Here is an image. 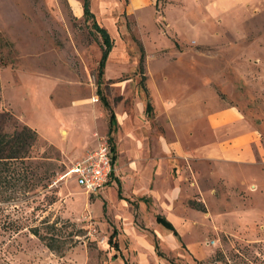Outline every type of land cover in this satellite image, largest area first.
Here are the masks:
<instances>
[{"label":"rangeland","instance_id":"obj_1","mask_svg":"<svg viewBox=\"0 0 264 264\" xmlns=\"http://www.w3.org/2000/svg\"><path fill=\"white\" fill-rule=\"evenodd\" d=\"M85 1L92 14L83 9ZM127 1L0 0V38L6 41L0 46L5 59L0 65V110L8 117L4 128L15 121L36 130L24 175L18 174L23 165L16 160L14 184L0 186V264H118L107 242L114 216L102 206L98 210V193H86L67 171L101 137L114 140L99 95L113 111L121 107L130 117L139 109L141 128L157 129L152 106L144 109V101L152 103V96L143 91L142 82L148 52H153L148 67L156 71L161 64L154 59L153 47L142 51L143 44H155L160 54L168 52L170 63L162 65L166 83L189 91L204 88L207 106L218 95L233 101L260 143L251 161H222L224 188L212 181L216 187L208 208L202 206L195 217L177 223L183 245L165 251L159 243L160 255H127V260L243 264L248 253L256 252L253 242L264 246V0L222 10L218 24L211 3L205 6L209 0H181L178 8L168 5L167 20L162 0H153L151 14L147 6L130 10ZM103 52L104 73L98 85L96 64ZM163 84L158 82V87ZM211 120L193 121V135L203 125L211 134ZM233 123L242 128L245 124L243 119ZM76 130L90 139L82 145L70 143ZM133 197L127 196L128 206L136 209ZM190 200L184 196L182 203ZM41 219L55 221L39 229L54 234L60 249L50 250L28 230Z\"/></svg>","mask_w":264,"mask_h":264},{"label":"crops","instance_id":"obj_2","mask_svg":"<svg viewBox=\"0 0 264 264\" xmlns=\"http://www.w3.org/2000/svg\"><path fill=\"white\" fill-rule=\"evenodd\" d=\"M162 1L163 16L166 20L168 15L165 12L168 5L172 8L183 6L181 0L180 4L176 0ZM223 1L226 0H209L205 5L209 7V2L211 3L212 17L216 24L220 22L222 10L232 8L234 5H246L245 2L248 0H235L227 5H224ZM152 2L153 0H128L127 7L137 11L147 6L151 14ZM214 7L216 10H213ZM238 22L240 24L241 19ZM150 46L153 47L156 53L154 59L161 64V68L154 71L148 67L149 57L153 53L148 52L144 61L146 83L142 82L143 71L140 72V82L143 91L149 92L152 96V103L147 98L144 101V109L149 111L152 106L158 124V127L156 125L154 127L157 129L146 131L145 128H141L142 113L139 109L130 117V114L121 107L118 111H113L108 101L106 106L99 97L109 112L107 131L114 135V140L110 142L112 156L110 173L103 187L96 191L98 195L94 200L98 201V210H101L102 206L103 212L111 211L114 216L107 242L113 249L110 256L117 258L118 264H130L127 255L129 257H139L144 253L148 256L160 255L159 243L165 251L177 250L183 245L177 223L182 217H195L199 210L208 206L216 187L212 181L218 180L220 186L224 188L222 161L239 159L251 161L253 150L258 148L260 143L253 125L248 123L233 101L220 98L218 95L212 100L211 105L207 106L204 88L189 91L185 90V87H175L166 83L167 78L162 65L169 61L167 58L170 56L166 54L168 52L162 54L157 52L158 46L155 44H143L141 49L147 51ZM168 49L169 47L167 51ZM160 81H164L160 86V88L164 86L162 89L158 87ZM138 95L136 94V97ZM200 118L212 119L211 134L207 133L203 125L199 126L198 134L193 135L192 123ZM239 119H243L245 123L243 128L234 126L233 122ZM228 122L231 125L220 128ZM76 127L78 128V125L74 126ZM76 132L77 130L70 137V143L82 145L85 139H90L86 133ZM150 144L152 145L148 147ZM174 166L173 171L171 168ZM128 195L137 199L136 209L128 206L130 202ZM184 196L191 198L189 204L182 203ZM158 216L168 221L170 226L158 220ZM148 232L152 235L151 239ZM124 243L129 245L126 246Z\"/></svg>","mask_w":264,"mask_h":264},{"label":"trees","instance_id":"obj_3","mask_svg":"<svg viewBox=\"0 0 264 264\" xmlns=\"http://www.w3.org/2000/svg\"><path fill=\"white\" fill-rule=\"evenodd\" d=\"M83 9L85 10L86 14H92L90 10L86 7V1L84 2ZM1 40V38H0ZM1 43H6V41H0ZM104 52L101 57V59L96 64V83L99 85V81L101 79L102 75V66H103V60H104ZM5 62L4 57L0 55V65H2ZM98 93V91H97ZM99 97L103 100L104 105L107 106V100L102 95H99ZM6 111L0 110V186H10L14 184V179L17 178L14 176L15 168H14V162L17 160L20 161L23 165L25 163L26 157L29 156L28 150L29 147L32 145L33 139L36 137V130L31 127H29L25 123H20L17 125L15 121L11 122L10 129H5L4 124L8 122V117L5 115ZM4 128V129H3ZM109 142V141H108ZM110 143V142H109ZM27 163V162H26ZM20 165V166H21ZM27 168V165L21 166L20 172L18 174H23ZM19 178V177H18ZM158 220L163 222L166 226H170V223L163 219L162 217L158 216ZM55 221H51L48 223L45 219L40 220V224H44L43 226H40V224L35 225H29L27 226L28 230L32 232L35 236H38L40 238L45 246H47L50 250L51 249H60L62 246H57L54 244V240L56 239V236L54 234H51L50 236L47 235V233L40 231L39 227H50L54 226ZM72 237H70L71 240ZM71 244V242L69 243ZM250 243H246L244 245V252L247 253L250 251L249 248ZM252 246H256V252L255 253H248V255H251L250 257H245L242 259L243 264H264V246H261V243L259 242H253L251 244ZM244 255V254H243Z\"/></svg>","mask_w":264,"mask_h":264},{"label":"built area","instance_id":"obj_4","mask_svg":"<svg viewBox=\"0 0 264 264\" xmlns=\"http://www.w3.org/2000/svg\"><path fill=\"white\" fill-rule=\"evenodd\" d=\"M92 149L79 156L69 167L75 181L86 193L99 190L107 181L110 173L112 156L110 143L107 138L101 137Z\"/></svg>","mask_w":264,"mask_h":264}]
</instances>
